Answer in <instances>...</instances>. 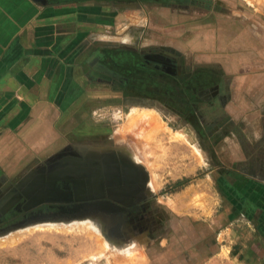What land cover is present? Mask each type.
Segmentation results:
<instances>
[{"label":"crops","instance_id":"1","mask_svg":"<svg viewBox=\"0 0 264 264\" xmlns=\"http://www.w3.org/2000/svg\"><path fill=\"white\" fill-rule=\"evenodd\" d=\"M108 49L179 61L186 109L171 112L190 108L214 160L227 147L234 163L215 179L228 210L215 243L233 235L232 264H264V0H0V212L50 182L83 184L76 170L95 171L109 148L125 153L118 140L107 145L106 125L91 122L93 102L113 91L99 73ZM142 114L140 132L159 124ZM187 122L166 126L170 138L185 140ZM130 159L154 192L145 164Z\"/></svg>","mask_w":264,"mask_h":264},{"label":"rangeland","instance_id":"2","mask_svg":"<svg viewBox=\"0 0 264 264\" xmlns=\"http://www.w3.org/2000/svg\"><path fill=\"white\" fill-rule=\"evenodd\" d=\"M112 90L106 101L93 102L91 122L106 125L111 144L118 140L129 158L135 154L145 164L154 191L146 197L153 199L158 223L147 235V230L132 229L125 213L95 206L64 217L12 219L0 227V264H232L228 245L236 238L224 234L215 243L228 220L215 182L222 164L234 165L227 147H217L219 163L205 131L200 139L190 122L185 140L170 138L166 126L179 128L185 122L182 114L172 113L180 105L172 101L168 106L140 93L118 96ZM142 112L155 113L159 124L140 132L147 117ZM79 196L89 197L82 191ZM220 248V254L213 253Z\"/></svg>","mask_w":264,"mask_h":264},{"label":"flooded vegetation","instance_id":"3","mask_svg":"<svg viewBox=\"0 0 264 264\" xmlns=\"http://www.w3.org/2000/svg\"><path fill=\"white\" fill-rule=\"evenodd\" d=\"M103 55L105 60L102 66L106 71L104 68V72L103 70L99 72L100 78L106 80L109 87L116 89L118 96L125 93L132 95L140 93L151 99L157 98L168 106H171L174 99L180 101L178 108L186 109L183 107L184 96L188 90L183 86L185 82H180V64L177 59L162 53L137 54L129 49H120L117 52L115 49H108L102 52ZM171 69L175 72L172 73ZM188 114L184 113L181 116L195 128L198 125L196 123L198 117L194 114L195 121ZM197 132L199 133V129ZM107 145L111 146L109 140ZM96 162L99 167L93 171L94 174L91 172L84 178L83 184L71 180H58L54 186H44L48 197L64 199L63 201H47L31 207L30 203L35 201L34 195H20L18 201L5 213L0 212V227L12 223V219L20 223L40 218L69 216L73 214L70 212L72 208L84 203L100 209H115L122 215L125 213L132 229L147 230L149 235V229L158 223L159 216L155 215L153 199L146 197L145 174L133 165L128 155L114 148H109L107 153L96 159ZM77 187H80L79 191L93 197L82 201L75 200L74 192ZM59 190L68 194H59Z\"/></svg>","mask_w":264,"mask_h":264},{"label":"water","instance_id":"4","mask_svg":"<svg viewBox=\"0 0 264 264\" xmlns=\"http://www.w3.org/2000/svg\"><path fill=\"white\" fill-rule=\"evenodd\" d=\"M65 171L66 172H64V174H65L64 177L65 176H67V177L68 176H72V175H69L70 174V171L69 170H65ZM76 171H77V174H79L78 176H89L91 174L90 170L85 169V168L78 169ZM92 173L94 174V172H92ZM77 174H76V176H77ZM57 177H59V176L56 175L55 178H57ZM42 184H43V182H42V179H41V185ZM48 184L54 186V183H51L50 182ZM39 185L40 184L38 182H34L33 181V186L31 187L30 192L31 193L34 192L36 190V188H39ZM79 189H80V187H77L75 189V197L74 198L76 200H84L85 199L84 197H80L79 196V193L81 192V191H79ZM46 193H48V192H46ZM46 193H44L42 190H39L38 193L36 194V196L34 195V197H36L37 199L35 201H33L32 203H30L31 204V207L32 206H35V205H38V204H40L42 202H47V201H61V200L63 201L64 200V199L59 200L57 198H50V197L47 196ZM91 197H93V195H90V197H88V198H91ZM93 206H95V205H90V204H84L83 203L81 205H76L74 208H72L70 210V212L76 213V212H79V211H83L85 209H89L90 207H93Z\"/></svg>","mask_w":264,"mask_h":264},{"label":"trees","instance_id":"5","mask_svg":"<svg viewBox=\"0 0 264 264\" xmlns=\"http://www.w3.org/2000/svg\"><path fill=\"white\" fill-rule=\"evenodd\" d=\"M173 103H176V104H178V105H180V101H175L174 99H173Z\"/></svg>","mask_w":264,"mask_h":264},{"label":"bare ground","instance_id":"6","mask_svg":"<svg viewBox=\"0 0 264 264\" xmlns=\"http://www.w3.org/2000/svg\"><path fill=\"white\" fill-rule=\"evenodd\" d=\"M143 120V119H142ZM151 121V120H150ZM142 130V129H141Z\"/></svg>","mask_w":264,"mask_h":264}]
</instances>
